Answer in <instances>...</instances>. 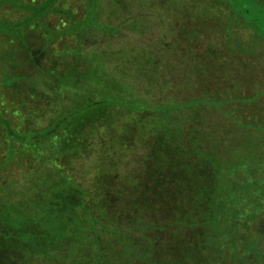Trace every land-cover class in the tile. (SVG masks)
Masks as SVG:
<instances>
[{"label": "trees", "instance_id": "trees-1", "mask_svg": "<svg viewBox=\"0 0 264 264\" xmlns=\"http://www.w3.org/2000/svg\"><path fill=\"white\" fill-rule=\"evenodd\" d=\"M68 1L0 0V8L10 7L22 13L16 20L0 17V36L10 44L0 50V206L7 207L0 210V264H33L35 255L52 264L60 261V247H87L86 243L90 248L80 257L85 258L83 264H264V248L258 247L264 243V38L256 34L242 14L250 12L248 3H255L233 0L242 7L240 12L230 0H223L229 9V21L224 27L225 50L214 45L218 43L217 38L213 41L217 32L212 26H205L203 17L192 8L200 0L185 3L190 11H180L184 12L180 16L181 36L192 45L183 49H188L186 57L181 49L179 56L174 50L169 58L175 59L172 70L177 72L176 60L181 57L185 71L178 79L186 80L197 94L188 103L154 112L152 118V111L146 113L154 103L150 98L142 102L143 107L127 105L123 101L131 102L135 93L123 94L114 82L103 83L104 77H99L96 67L82 70L75 64L64 68L62 62L51 67L42 60L30 75L16 76L12 72L18 65L26 64L19 60L22 53L27 56V63L32 61L28 56L29 35L41 39L45 50L74 35L76 45L59 55L74 60L92 48L90 45L94 44L88 43L97 34L119 32V27L100 22L102 0L85 1L86 16L82 21L66 6ZM51 16L63 18L67 27H53ZM236 20L243 21L249 32L234 31ZM202 46L206 52L209 48L213 57L207 54L199 63L196 56L201 54L198 49ZM20 83L25 88L15 87ZM258 90L262 93L255 94ZM118 94L119 102L115 99ZM238 97H243L238 108L215 107L212 103ZM119 103L128 114L145 109L146 121L128 134L150 133L160 144V151L152 153L142 144L143 156L135 159L139 164L134 162L132 176L125 168L120 173L98 165L96 173L90 174L92 180L73 177L59 168L62 182L50 181L45 169L50 167L47 148H52L64 132L67 150L80 155L82 126L92 124L91 131L100 123L105 131L114 129L111 125L118 120L108 122L102 117L107 111L103 109L118 107ZM184 111L190 116L175 124L176 115ZM160 119L161 129H152L151 122L157 124ZM181 122L188 123V128ZM171 133L178 140L169 144ZM119 136L124 148L137 150L129 136L126 140ZM45 144L48 147L44 148ZM100 144L103 149L114 151L108 152L107 159L119 158L114 146H107L104 140ZM96 149L95 146L93 150ZM55 162L52 163L57 165ZM45 215L64 221L63 234H55L59 227L55 224L53 232L43 237L52 248L35 251L33 241L42 226L29 239L22 234L28 221L41 223ZM157 216L160 219L156 222L148 221ZM137 218L142 224H137ZM8 221L14 224L10 233L4 223ZM79 227H87L91 238L77 235ZM250 228L253 231L247 235ZM21 236L29 240V254ZM255 236L260 237L259 241L254 240ZM68 238L70 241L65 240ZM13 239L18 241L12 245ZM250 253L258 257L252 259ZM83 259L71 260L69 264H82ZM63 261H68V257Z\"/></svg>", "mask_w": 264, "mask_h": 264}, {"label": "rangeland", "instance_id": "rangeland-1", "mask_svg": "<svg viewBox=\"0 0 264 264\" xmlns=\"http://www.w3.org/2000/svg\"><path fill=\"white\" fill-rule=\"evenodd\" d=\"M85 1L86 0H69L66 4L67 7H71L73 14L76 16V18H78V20L81 21L86 16V10L84 9L86 5ZM188 1L190 0H102L99 20L100 22L105 23L109 26L115 28L119 27L120 30L118 33H114L112 35L97 34L96 37L91 38V43H88V46L89 44H94L90 45L92 46V48L85 52V54L81 55L80 59L75 58L73 56L74 60L71 59V57L69 56L66 58H61V56H59L62 54L63 51H66L69 46L73 47L76 45L78 41L74 35L67 36L65 38H62L61 40L56 41L53 46L50 47V50H45L44 44L42 43L41 39L36 37L34 34L29 35L28 38L30 49L28 51V56H31L32 63H27V56L23 55L22 53L23 56L20 55L19 60L25 61L26 64L21 66L18 65L15 69H12V72L16 76H21L22 74L30 75V73H32L36 69L35 67L37 63H41L42 60L45 61L47 64L50 63L51 67L53 66V64H61V62L63 63L64 68H70L75 64L81 66L82 70L86 68L94 69V67H96L99 72L96 70L93 71H96L97 74L99 73V77H104L103 83H107L109 81L114 82V87L116 89H119V91L123 94L135 93L133 94L135 98L131 99V102L121 100L127 105L129 103H133L137 107H143L142 102H148V99L150 98L149 101L154 103L152 104L151 108H147L150 111L146 113H151L152 111L153 113L151 114V117L153 114H156L154 112L161 110L163 111L165 108L172 107V105L174 104H181V102L182 104L188 103L190 101L189 98L197 94V92L192 89V86L189 87V84H187L186 80L184 81L182 79H178L181 77V73L185 71V69L182 71L183 62L180 60L181 57L180 59L177 57L176 60L177 64L179 65V71L177 72H174L172 70V68L175 66V59L169 58V55L173 54L174 50L178 52L179 56V52L181 51V49L183 50L185 47H189V45H192L190 44L187 38L181 36L182 20H180V16L184 12L190 11L189 9L185 8V3H188ZM230 1L232 2V5L236 8L237 11L242 12L243 9L239 4H237V1ZM252 1L257 5L253 3H248L250 12H242V14H244V19L252 25L256 34L264 38V0ZM192 8L198 11L203 17V20H205L203 24L205 26L209 27L210 25L212 26L214 32H217L215 33L217 34V36L213 37V41L215 43V39L217 38L216 42L218 41V43H215L214 45L217 48L225 50L226 48L224 46V43L226 41L224 34L226 35V33L224 27L225 23H228L229 21V9L224 4L223 0H200V3L196 7L192 6ZM181 10H183L184 12L182 11L180 13ZM1 16L5 19L16 20L22 16V13L10 7H2L0 8V17ZM51 18V23L53 27H67L66 22L63 18L58 16H51ZM68 22L69 21H67V23ZM166 23H168V28L166 27ZM233 23L234 31H238L237 33L245 34L249 32L243 21L236 20ZM9 45V40L3 38V36H0V50H5L7 47H9ZM214 45H212L213 48H215ZM187 50L185 52L184 50L182 51L184 52V57H186L185 55H187ZM198 50L201 53L199 56H196L198 58L199 63L203 62V60L208 57L207 54H212L213 57L212 52L208 53L209 48H207L206 52L205 46H202ZM49 51H51V53H53L52 55H54L55 57L50 56ZM16 79L18 78L16 77ZM15 87L17 89L25 88L21 83L17 84V86L15 84ZM259 93L261 94L262 91L258 90L257 92H255V94ZM117 97L118 98L115 99L118 101L119 94L117 95ZM177 99L179 100L176 102ZM229 100H232L237 103L235 104L233 102L232 104L235 105H231ZM242 100L243 97H238L236 100L228 98L227 101L220 98L219 100H214L212 103L215 107H223L230 109L234 108V106H236V108L241 107L240 104H242ZM121 105L123 104L119 103L118 107L108 106L103 109L107 111H104L102 117L104 116L108 118V122L111 123L112 120H118V122L111 125L114 126V129L105 131V129H102L100 127V123L97 124L96 127L91 131L89 130V125L92 124H85L82 126L84 130L82 136L83 145L81 147H83V152L86 150L89 151L90 149L91 151H89L88 153H84L83 155H81L83 153L82 152L80 155H76L75 153H73V150H67L66 145L68 144H65L64 141L65 133L62 132L59 135L56 141L57 143H53V147L47 148L46 152V158L50 160V167H47L45 169L46 173L49 176H47V178H50V181H56L58 183L62 182V177H60L58 173L59 168H61L65 174H72L73 177L82 178L86 181L89 177H91L92 180L94 179L93 175L94 172L96 173V168L98 167V165H105L108 171H115L116 169H118V172H120L122 168H125V171L128 172L129 176H132L131 172L134 162L135 165L139 164L135 159L143 156V152L141 151L142 144L147 145L152 153L155 150L158 151L159 149H161L160 144L155 142L156 140L154 141V136H151L150 133H148L147 135L139 132L138 134V131H135L134 136H130L128 134L129 132L134 130L136 126L140 125L141 127V125H143V122L146 121V118H144L146 113L143 112L145 111V109L138 108L137 111L128 114V111L126 112L125 109H122L120 107ZM224 111L226 112L227 110ZM231 111L233 112L234 110ZM231 111H228L227 113H230ZM218 112L222 113V111ZM185 114H187V111L178 113L175 118V124H179V119H183L190 116L189 114ZM103 119L104 118H101V121H103ZM151 125H153L152 129H161V119L157 124H154L152 121ZM181 125L186 126L185 128H188V123L183 124L181 122ZM116 128L118 129V131ZM122 132H125L126 134L124 133L123 135ZM119 135L124 136V140H126L129 136V139L131 140L130 142H134L135 145H137V150L131 151V148L129 150L124 148V142L120 141L121 137ZM171 135L172 136H169L170 140H167L169 141V144H172L173 142L175 143L178 140H176L177 135L175 133H171ZM117 137L118 139H116ZM102 140L106 141L107 146H114L113 148L117 149L116 151L119 153L118 159H107L109 154L114 151H112V148L107 151L105 150V148L103 149L102 147H100L102 146L100 144L102 143ZM49 143L50 145L52 144V142ZM48 145L49 144H45L44 148L48 147ZM95 146L97 147V149L94 151L93 149L95 148ZM167 151L170 150L167 149ZM108 152L110 153L108 154ZM152 158H155V156H152ZM54 161H56L55 163H57V165H54L52 163ZM91 173L93 175H90ZM61 186L62 185H60V187ZM88 186H92L91 182H88ZM2 207L3 206H0V210L2 212L4 209H7L5 205L4 208ZM235 207L238 208V206ZM150 218H148V221L150 222H156L160 219L159 216L152 217L153 219L151 220ZM41 220V223L28 221L24 228L25 233L22 234L23 237L29 239L30 234H34V232H39L38 228L39 226H42L43 230H41L40 234H37L39 236L33 241L35 251H39L43 247L47 248L48 250L52 248L51 244L45 238L48 237L51 232H53V229L55 227H57L55 224L59 225V227L55 230L57 232H55V234H63L64 221L62 219H55L54 217H47V215H45L43 218H41ZM4 223L6 226L5 228L7 229L8 233H10V228L14 226V224H10V221ZM137 224H142L140 218H137ZM249 227L250 224L247 228ZM86 228L87 227H79L78 230L75 231V233L78 232L76 233L77 235H82L91 238V233L88 232ZM49 229L52 231H48ZM251 231H253L252 228L249 229L247 235H250ZM44 236L45 238L43 240ZM92 237L94 240L98 239L95 236ZM26 239L25 243L28 245L26 253L29 254V252L31 251V245L28 244L29 240ZM259 239L260 237L258 236L254 237V240L259 241ZM65 240L70 241V238ZM17 241L18 240L13 239L11 244L13 245V242ZM86 244L87 247L75 246L70 244L66 245L63 249L62 247H60V261H57L56 263L54 261L53 263L69 264L71 260L78 261V259H83L80 257L84 255V251L87 250L88 247L90 248L89 244ZM258 247L261 249L264 248V243L261 242L260 244H258ZM35 254L36 253H34V255ZM257 255L258 254L254 253L251 254V257H254L252 259L257 258ZM66 257H68V261H63ZM262 258L264 259V257H261V261H264L262 260ZM248 259L249 258H247V260ZM252 259L250 258V261ZM84 260L85 258L81 260L82 264ZM32 263L51 264V262L46 263L45 261L37 258V255L34 256Z\"/></svg>", "mask_w": 264, "mask_h": 264}]
</instances>
